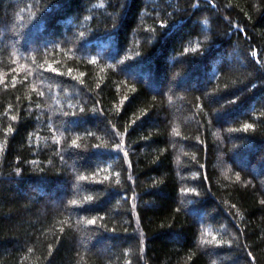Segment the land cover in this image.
<instances>
[{"label": "trees", "instance_id": "obj_1", "mask_svg": "<svg viewBox=\"0 0 264 264\" xmlns=\"http://www.w3.org/2000/svg\"><path fill=\"white\" fill-rule=\"evenodd\" d=\"M0 264H264V0H0Z\"/></svg>", "mask_w": 264, "mask_h": 264}, {"label": "snow or ice", "instance_id": "obj_2", "mask_svg": "<svg viewBox=\"0 0 264 264\" xmlns=\"http://www.w3.org/2000/svg\"><path fill=\"white\" fill-rule=\"evenodd\" d=\"M250 127H251V125H245V129H248ZM73 203H75V202H73ZM89 223H93V221H89Z\"/></svg>", "mask_w": 264, "mask_h": 264}]
</instances>
